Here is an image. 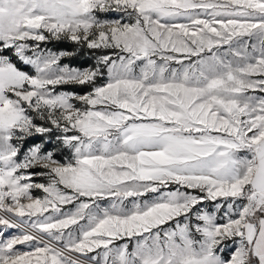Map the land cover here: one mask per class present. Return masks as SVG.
Instances as JSON below:
<instances>
[{
    "label": "snow or ice",
    "instance_id": "6c2138e0",
    "mask_svg": "<svg viewBox=\"0 0 264 264\" xmlns=\"http://www.w3.org/2000/svg\"><path fill=\"white\" fill-rule=\"evenodd\" d=\"M0 264H264V0H0Z\"/></svg>",
    "mask_w": 264,
    "mask_h": 264
},
{
    "label": "trees",
    "instance_id": "16d2710c",
    "mask_svg": "<svg viewBox=\"0 0 264 264\" xmlns=\"http://www.w3.org/2000/svg\"><path fill=\"white\" fill-rule=\"evenodd\" d=\"M49 46L56 48V49H68V50H73L72 49V44L69 41H63V42H55L53 44H49ZM68 62V61H66ZM72 64H76V65H80V66H84V65H89L91 63H93V60L91 58V53H89L86 49L84 51V54H78L76 58H74L71 61ZM70 90H72L70 88ZM76 91H86V88H77L75 89Z\"/></svg>",
    "mask_w": 264,
    "mask_h": 264
},
{
    "label": "rangeland",
    "instance_id": "374dc122",
    "mask_svg": "<svg viewBox=\"0 0 264 264\" xmlns=\"http://www.w3.org/2000/svg\"><path fill=\"white\" fill-rule=\"evenodd\" d=\"M48 47H51V46H49L48 45ZM51 48H53V47H51ZM54 50H56V48H53ZM66 62V61H65ZM67 63V62H66ZM73 66H75V67H86V66H88V65H84V66H80V65H76V64H72ZM68 90H70V89H68ZM87 91V90H86ZM84 92V91H83ZM37 182H43L42 180H38ZM34 195H37V196H42L43 195V193L42 192H34Z\"/></svg>",
    "mask_w": 264,
    "mask_h": 264
}]
</instances>
